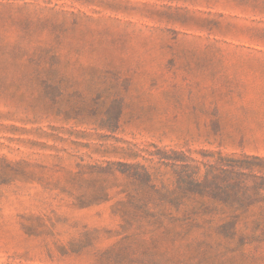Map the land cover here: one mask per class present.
Returning <instances> with one entry per match:
<instances>
[{"label":"rangeland","instance_id":"374dc122","mask_svg":"<svg viewBox=\"0 0 264 264\" xmlns=\"http://www.w3.org/2000/svg\"><path fill=\"white\" fill-rule=\"evenodd\" d=\"M153 144L264 175V0H0V264H264V181L131 188Z\"/></svg>","mask_w":264,"mask_h":264},{"label":"trees","instance_id":"16d2710c","mask_svg":"<svg viewBox=\"0 0 264 264\" xmlns=\"http://www.w3.org/2000/svg\"><path fill=\"white\" fill-rule=\"evenodd\" d=\"M144 149L145 154L135 152L133 157L141 156V162H118L125 169L120 170L130 179L131 188L146 189L152 192L170 190L183 194L236 193L241 189L263 186L256 179L264 181L263 174L253 170L249 156L236 159L223 155L220 151L201 150V158L189 149L159 147ZM251 158L260 160L259 156ZM178 205L181 200H177Z\"/></svg>","mask_w":264,"mask_h":264}]
</instances>
